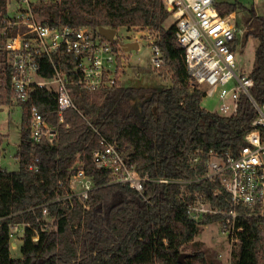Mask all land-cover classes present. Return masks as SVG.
Here are the masks:
<instances>
[{
    "label": "trees",
    "instance_id": "16d2710c",
    "mask_svg": "<svg viewBox=\"0 0 264 264\" xmlns=\"http://www.w3.org/2000/svg\"><path fill=\"white\" fill-rule=\"evenodd\" d=\"M4 4L0 0V26L6 16ZM214 6L221 16L235 12L236 24L247 28L244 44L249 36L258 41L249 76L252 97L263 103L264 15L238 0ZM32 8L48 25L146 31L162 55L154 71L169 84L152 87L116 80L93 91L73 85L69 89L77 109L64 111L62 121L52 91L36 89L31 101L18 103V169L0 166V264H221L216 253L196 239L220 216L197 222L186 209L195 193L214 208H229L218 179H197L206 173L204 161L210 151L220 157L236 155L245 144L244 135L256 115L249 99L240 96L238 110L228 116L201 106L205 88L190 85L184 51L163 0H46ZM22 30L15 26L0 36V108L10 106L14 97L10 57L2 43ZM55 59L64 70L76 63L72 54ZM39 74L53 75L46 57L40 59ZM32 104L56 131L53 142L30 139ZM101 137L114 143L140 176L190 181L184 194L180 196L178 183L147 181L142 192L114 183L110 170L92 162ZM77 169L93 183L84 201L76 195L69 198V178ZM215 188L221 193L214 194ZM238 224L243 230L230 264H264V218L241 217ZM15 225L23 228L18 258L11 255ZM180 255L183 262L178 261Z\"/></svg>",
    "mask_w": 264,
    "mask_h": 264
},
{
    "label": "built area",
    "instance_id": "2783aa9c",
    "mask_svg": "<svg viewBox=\"0 0 264 264\" xmlns=\"http://www.w3.org/2000/svg\"><path fill=\"white\" fill-rule=\"evenodd\" d=\"M3 1L6 16L1 21L0 36H5L7 30L15 26L23 28L16 35L5 37L2 43L10 57L12 103L18 105L31 101L36 89L52 91L56 94V113L62 121L64 111L77 109L70 94L71 86H83L93 91L113 85L116 80L122 81L120 75L123 76L126 52L116 34L112 40H107L100 35L98 26L48 25L32 8L46 0ZM163 2L170 13L171 23L176 27V42L184 51L190 85L203 86L206 96H216L217 112L221 115L236 113L242 95L249 99L256 111L251 128L244 135L245 144L237 154L220 157L210 151L204 161L206 173L197 179H218L228 194L229 208H214L203 195L195 193L186 209L188 216L197 222L205 220L207 216L219 215L216 223L220 231L228 239L238 242V233L243 230L238 224L239 218H264V102L258 103L252 97L253 79L249 76L250 71L241 67L243 31L235 22V12L221 16L214 6V0ZM146 37L152 49L151 63L157 68L162 62L161 51L152 36L147 33ZM63 54L74 56L76 63L71 70H64L61 60L55 59ZM43 57L52 64V77L39 74L40 59ZM55 136L56 131L37 106L32 104L30 139L35 143L43 139L51 143ZM100 144L101 147L92 153V162L99 169L110 170L114 183L127 185L137 192L143 191L147 181L178 183L181 186L180 196L190 183L140 176L114 143L101 137ZM199 160V156L193 158L194 162ZM30 169L33 168L30 166ZM89 179L82 169H77L69 178V198L76 195L82 201L86 200L93 187ZM213 193L220 194L221 188H215ZM83 206L88 208L85 204ZM17 227L15 225L11 229V236Z\"/></svg>",
    "mask_w": 264,
    "mask_h": 264
},
{
    "label": "rangeland",
    "instance_id": "374dc122",
    "mask_svg": "<svg viewBox=\"0 0 264 264\" xmlns=\"http://www.w3.org/2000/svg\"><path fill=\"white\" fill-rule=\"evenodd\" d=\"M214 1L231 2L232 0ZM238 1L246 7L253 6L257 15H264V0ZM170 22L171 18L169 19V23ZM239 28L242 29L244 37L247 28L242 25H239ZM146 34V31L139 29H136L135 31H127L123 27H120L116 30L117 38L121 43H129L137 39L139 44L137 50L128 51L126 52L127 57H123L124 66L122 67L125 72H123V76L120 75V77H123V83L126 85L141 84L138 81V78H142L143 85L164 87L169 84V80H162L154 71L155 68L151 63L152 49L149 45V39L146 37ZM244 45L245 46H243L244 48L240 55V63L241 67L250 71L253 66L254 51L258 45V41L254 37L249 36ZM11 105L13 107L9 108V106H3L0 109V166L9 171H14L18 169V162L15 159L14 154L20 138L21 110L15 103H12ZM201 106L208 111L217 112L218 100L216 96H205L201 101ZM78 188L79 187H77V189ZM22 232V226L18 225L15 234L11 236V255L14 258L20 257L18 248ZM196 239L203 241L209 249L213 250L221 264H230L232 260L231 252L234 249H237V242L228 239L226 235L220 231L217 223L204 226L202 233L196 237Z\"/></svg>",
    "mask_w": 264,
    "mask_h": 264
},
{
    "label": "water",
    "instance_id": "95a60500",
    "mask_svg": "<svg viewBox=\"0 0 264 264\" xmlns=\"http://www.w3.org/2000/svg\"><path fill=\"white\" fill-rule=\"evenodd\" d=\"M98 31L100 35L106 38L107 40H112L116 34V30L110 27L98 26ZM138 47H139V44L136 41L129 42V43H123V49L125 51L137 50ZM183 257L184 255H180L178 257V261L183 262Z\"/></svg>",
    "mask_w": 264,
    "mask_h": 264
},
{
    "label": "crops",
    "instance_id": "0c3cea01",
    "mask_svg": "<svg viewBox=\"0 0 264 264\" xmlns=\"http://www.w3.org/2000/svg\"><path fill=\"white\" fill-rule=\"evenodd\" d=\"M243 38H244V37H243ZM131 42H134V41H131ZM243 43H244V40H243ZM243 46H245V45L243 44ZM243 48H244V47H242V50H243ZM125 52H128V51H125ZM241 53H242V52H241ZM126 57H127V55H126ZM125 70H126V69H125ZM124 72H125V71H124ZM138 80H139V82H140V81H142V78H138ZM122 82H123V77H122ZM16 106L20 108V106H18V105H16ZM10 107H13V106L10 105L9 108H10ZM14 107H15V106H14ZM0 109H1V108H0ZM20 110H21V109H20ZM15 159H16V158H15ZM16 160H17V159H16ZM17 162H18V161H17Z\"/></svg>",
    "mask_w": 264,
    "mask_h": 264
},
{
    "label": "flooded vegetation",
    "instance_id": "af4514ba",
    "mask_svg": "<svg viewBox=\"0 0 264 264\" xmlns=\"http://www.w3.org/2000/svg\"><path fill=\"white\" fill-rule=\"evenodd\" d=\"M143 81H140V83L142 84Z\"/></svg>",
    "mask_w": 264,
    "mask_h": 264
}]
</instances>
